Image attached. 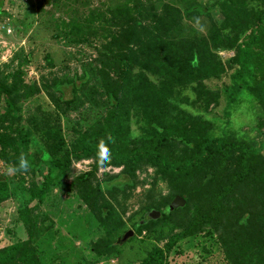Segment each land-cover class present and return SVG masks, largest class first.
Instances as JSON below:
<instances>
[{"label": "trees", "instance_id": "1", "mask_svg": "<svg viewBox=\"0 0 264 264\" xmlns=\"http://www.w3.org/2000/svg\"><path fill=\"white\" fill-rule=\"evenodd\" d=\"M179 1L137 0L101 14L105 38L96 61L104 111L84 130H75L64 149L60 138L57 156L41 158L31 153L29 144L34 132L52 141L60 121L42 110L23 126L20 101L33 87L16 90L0 79V160L16 174L40 172L39 182L26 186L23 179L11 182L0 170V204L16 199L14 221L21 222L28 235L0 248V264H43L34 243L32 212L51 185L69 174L73 162L85 160L89 169L73 177L72 187L106 229L108 237L92 245L96 255L116 252L117 240L126 232L109 196L127 195L126 190L146 185L143 216L126 242L157 223L167 224L169 232L166 243L151 246L139 264H165L166 253L180 238L201 231L216 236L230 264H264V153L259 145L228 131L243 97H255L264 116V0H216L217 16L195 0L183 9ZM93 17H87L86 25L71 24L66 35L74 32L83 38ZM194 17L209 20L206 34L190 24ZM221 50L233 52L227 60L232 69L229 84L211 90L204 81L224 72L217 54ZM88 79L85 72L68 79L64 87L74 95ZM187 88L205 101L217 102L222 92L224 123L218 132L183 109L176 94ZM62 102L71 107L75 97ZM134 116L137 133L130 129ZM107 167L119 170L94 182L99 169ZM159 182L165 192L157 190ZM176 195L185 204L168 210ZM151 209L160 212L157 219L147 217Z\"/></svg>", "mask_w": 264, "mask_h": 264}, {"label": "rangeland", "instance_id": "2", "mask_svg": "<svg viewBox=\"0 0 264 264\" xmlns=\"http://www.w3.org/2000/svg\"><path fill=\"white\" fill-rule=\"evenodd\" d=\"M135 1L137 0H0V79L16 90H21L26 85L33 87L28 92V97L20 101V123L28 126L29 116L42 110L49 111L51 116L60 121V129L52 141L44 140L36 132L32 133L29 144L32 154L41 158L57 156L69 144V137L75 134V130H84L103 114L105 97L100 86V64L96 61L105 38L100 17L101 14L108 15V9ZM188 1L180 0L176 3L183 9ZM195 1L211 7L212 13L217 16L214 10L216 0ZM92 15L91 29L83 38L74 32L66 35L65 31L71 24L86 25L87 17ZM191 20L190 24L197 32L207 33L210 24L208 19L194 17ZM7 29L10 31L7 32ZM217 54L218 59L223 61L225 70L217 77L206 79L204 85L211 90L221 91L229 84L232 69L227 60L233 52L221 50ZM85 72L89 79L76 94L65 89L64 84L68 79L76 75L82 76ZM176 95L187 113L191 116L199 115L206 120V128L214 133L219 131L224 123L225 101L222 92L217 102L205 101L204 97L197 98L190 88L178 91ZM72 96L75 97V103L71 107L62 102V99ZM14 122L15 127H18L16 120ZM129 123L133 133L139 132L135 116ZM228 131L231 135L259 145L260 152L264 153V116L255 97H243L240 100L231 115ZM60 138L64 139V146L58 149L57 141ZM88 169L87 160L73 162L69 174L56 180L44 199L37 202L32 212L37 227L33 231V238L40 260L43 264H139L151 246L162 247L166 243L168 225L157 223L149 232L142 231L121 244L116 252L96 255L92 245L98 238L108 237L106 229L97 223L95 216L72 187L73 177ZM0 170H5L13 183L21 179L26 186L31 181L39 182L40 172L34 175L16 174L1 160ZM118 170L112 167L99 169L94 182L102 180L104 174L112 175ZM139 177L143 179V174ZM146 187L137 186L126 190L127 195L109 196L117 217L124 223L122 228L126 231H134L133 225L143 216L142 192ZM158 189L165 192L163 183H157ZM17 206L13 197L0 204V248L28 236L25 226L14 221ZM43 219H46L45 222ZM165 264L230 263L216 236L201 231L180 238L166 253Z\"/></svg>", "mask_w": 264, "mask_h": 264}, {"label": "water", "instance_id": "3", "mask_svg": "<svg viewBox=\"0 0 264 264\" xmlns=\"http://www.w3.org/2000/svg\"><path fill=\"white\" fill-rule=\"evenodd\" d=\"M208 177H210V175H208ZM185 204V200L183 197L176 195L172 201L170 202V204L168 205V210H172L174 208H178V207H182ZM160 216V212L156 211V210H151L148 213V217L151 219H157ZM134 234L133 230H127L126 232L123 233V235L117 240L118 244H123L124 242H126V240H128V238H130L132 235Z\"/></svg>", "mask_w": 264, "mask_h": 264}, {"label": "clouds", "instance_id": "4", "mask_svg": "<svg viewBox=\"0 0 264 264\" xmlns=\"http://www.w3.org/2000/svg\"><path fill=\"white\" fill-rule=\"evenodd\" d=\"M101 150L103 151L104 149H103V146H102V142H101Z\"/></svg>", "mask_w": 264, "mask_h": 264}, {"label": "built area", "instance_id": "5", "mask_svg": "<svg viewBox=\"0 0 264 264\" xmlns=\"http://www.w3.org/2000/svg\"><path fill=\"white\" fill-rule=\"evenodd\" d=\"M10 30L9 29H7V32H9Z\"/></svg>", "mask_w": 264, "mask_h": 264}]
</instances>
